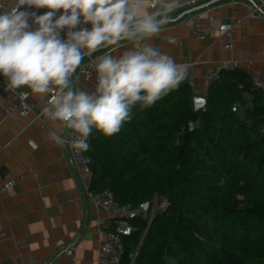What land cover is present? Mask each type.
<instances>
[{
    "label": "trees",
    "instance_id": "16d2710c",
    "mask_svg": "<svg viewBox=\"0 0 264 264\" xmlns=\"http://www.w3.org/2000/svg\"><path fill=\"white\" fill-rule=\"evenodd\" d=\"M253 80L242 67L224 70L196 112L186 78L133 107L117 134L93 128L94 190L135 206L168 199L151 221L130 220L120 264H264V89Z\"/></svg>",
    "mask_w": 264,
    "mask_h": 264
},
{
    "label": "crops",
    "instance_id": "0c3cea01",
    "mask_svg": "<svg viewBox=\"0 0 264 264\" xmlns=\"http://www.w3.org/2000/svg\"><path fill=\"white\" fill-rule=\"evenodd\" d=\"M1 1L8 7L13 4V0ZM257 3V0H200L170 13V22L148 42L177 63L187 64L200 94L210 85L208 72L221 62L237 64L253 78L264 80V20L250 15L251 7ZM41 9H35L37 15ZM62 11L57 10L54 19ZM196 14L203 18L204 26L209 14L216 16L211 22L215 30L205 38H198L193 31ZM235 20L239 21L234 46L227 49L220 25ZM122 45L116 51L101 49L93 55L105 51L119 55L132 47L127 41ZM88 59L85 57L82 65ZM80 69L74 76L78 77L76 86L94 91L95 77L83 80ZM16 90H8L0 74V184L6 178L23 176L0 199V264L34 261L45 264L51 259L54 264H98L102 235L95 229L96 209L85 194L86 176L81 178L77 174L69 150L48 137L56 125L42 115L47 97L30 92L32 112L26 116L16 112L6 114L7 107L16 99ZM61 131L67 136V130ZM100 214L110 217L107 211ZM68 246L74 247L73 256L61 253Z\"/></svg>",
    "mask_w": 264,
    "mask_h": 264
},
{
    "label": "clouds",
    "instance_id": "9594fccd",
    "mask_svg": "<svg viewBox=\"0 0 264 264\" xmlns=\"http://www.w3.org/2000/svg\"><path fill=\"white\" fill-rule=\"evenodd\" d=\"M177 6L178 0H14L0 11V74L8 90L26 87L47 97L42 115L56 125L50 140L87 150L93 128L104 136L117 134L132 119L133 107L153 105L187 78V64L148 42ZM32 7L50 11L37 15L28 10ZM57 10L63 11L54 19ZM124 41L132 47L89 60L96 73L94 91L76 86L74 76L85 57L116 51Z\"/></svg>",
    "mask_w": 264,
    "mask_h": 264
},
{
    "label": "built area",
    "instance_id": "2783aa9c",
    "mask_svg": "<svg viewBox=\"0 0 264 264\" xmlns=\"http://www.w3.org/2000/svg\"><path fill=\"white\" fill-rule=\"evenodd\" d=\"M200 0H184L178 1V6L174 9L173 12L189 7ZM14 2V0H13ZM257 4L251 7L250 15L251 16H259L264 20V0H257ZM12 6V5H11ZM10 6V7H11ZM7 4L0 0V11L5 10L6 8H10ZM27 8L28 6H23ZM34 7L28 8L29 11H34ZM50 11V9L42 8L41 14ZM216 16L210 15L208 16V24L204 26L205 21L199 14H196V22L193 26V31L197 35L198 38H205L206 36L210 35L215 27L211 24V22L215 21ZM239 20L235 21H223L221 22V30L223 33V37L225 40V48L232 49L234 46L235 41V31H236V23ZM29 24H32V21H29ZM87 27H91V25H86ZM35 25H33V28ZM67 29L63 32V38H66L65 33ZM106 52L100 54L93 55V57L89 58L87 62H85L80 69V75L85 81H90L93 77H95L96 81V73L95 71L88 67L89 60L94 59L96 56L102 55ZM264 56V50H263ZM237 67L236 65H232L228 62H221L213 67L208 72V80L210 83L214 81H218L221 79V74L224 70ZM89 73L91 75L89 76ZM2 79L7 83L6 78L1 74ZM188 82L190 87L192 88L195 95H203L207 98L208 95V88L205 90L204 94H200L196 87V82L194 76L188 73L187 76ZM254 85L264 89V80L260 78H254L253 80ZM194 95V96H195ZM30 91L27 89H18L16 90V99L7 107L6 114L10 115L16 112L20 116H26L33 110V104L29 101ZM47 103V98H46ZM233 111H240L241 105L240 103L236 102L232 106ZM195 127L200 128L202 126L201 120H197L195 123ZM68 135V134H67ZM89 146L92 143L91 135L88 137L87 140ZM65 146L72 157L73 165L77 174L82 178L86 176L85 180V194L90 202L93 204L94 208L96 209V224L95 229L99 234L102 235V239L100 240V247L98 250V257L97 261L98 264H120L121 256L124 252V243L123 237L125 235H130L136 227L130 223L131 219L143 216L148 218L149 221L153 219V217L160 212L167 208L168 206V199L164 196L156 195L153 200L150 202L148 211H144L143 206H135L132 204H121L115 197L113 191L109 188L96 191L92 188L93 184V164L94 160L93 157L89 154L88 150H78L71 147L69 144L63 145ZM23 176L15 177V178H6L0 184V199L2 194L10 189L11 187L15 186ZM102 211H107L110 213V217L102 216L100 213ZM114 214V215H113ZM5 237V234H2V238ZM62 254H66L69 256L74 255V247L68 246L64 247L61 251ZM28 264H39L38 262H30ZM45 264H54V260L51 259L50 261L46 262Z\"/></svg>",
    "mask_w": 264,
    "mask_h": 264
},
{
    "label": "water",
    "instance_id": "95a60500",
    "mask_svg": "<svg viewBox=\"0 0 264 264\" xmlns=\"http://www.w3.org/2000/svg\"><path fill=\"white\" fill-rule=\"evenodd\" d=\"M193 102H194L195 111L198 112V111L204 109V107L206 106L207 98L205 96H203V95H195L194 98H193ZM190 126H191L192 129L195 128V124L194 123H191ZM149 205H150L149 202L144 203L142 205L144 211H148Z\"/></svg>",
    "mask_w": 264,
    "mask_h": 264
}]
</instances>
